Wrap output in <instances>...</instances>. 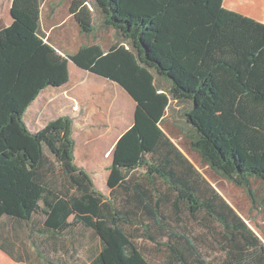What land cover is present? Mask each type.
I'll list each match as a JSON object with an SVG mask.
<instances>
[{
    "label": "trees",
    "instance_id": "1",
    "mask_svg": "<svg viewBox=\"0 0 264 264\" xmlns=\"http://www.w3.org/2000/svg\"><path fill=\"white\" fill-rule=\"evenodd\" d=\"M222 1L74 0L83 33L96 30L93 4L121 40L108 51L88 46L66 56L39 32L43 0L13 1L14 22L0 27V222L13 220L24 232L0 235L1 251L13 258L8 239L27 232L57 243L78 224L100 240L89 264H154L137 243L142 238L165 247L163 264H264V243L213 189L207 198L199 191V173L162 130L175 101L190 126L189 150L203 165L250 195L253 181L264 188V24ZM70 61L120 84L137 104L135 123L113 152L108 196L75 164L72 119L36 133L24 120L46 88L69 82ZM156 77L169 83L168 92ZM163 199L176 216L185 205L193 218H215L225 231L220 255L203 253L190 233L177 230ZM40 213L42 223L35 221ZM46 251L37 249L55 263Z\"/></svg>",
    "mask_w": 264,
    "mask_h": 264
},
{
    "label": "crops",
    "instance_id": "2",
    "mask_svg": "<svg viewBox=\"0 0 264 264\" xmlns=\"http://www.w3.org/2000/svg\"><path fill=\"white\" fill-rule=\"evenodd\" d=\"M13 1L8 21L0 17V27L13 24ZM73 1L54 0L51 3V0H43L42 3L39 32L60 54L74 55L88 46H100L108 51L121 40L116 31L103 24L101 13L93 4L88 6L94 14L96 30L90 34L83 33L71 12ZM222 7L264 24V0H223ZM68 69L69 82L59 88H46L30 106L24 120L29 129L36 133L58 118H71L75 164L90 174L95 185L99 179L103 181L104 187L99 190L108 196L111 192L107 183L113 164V152L120 138L133 127L137 104L120 84L84 70L72 61ZM156 83L160 92L169 91L170 85L164 79L156 77ZM183 113V107L172 101L163 120L162 130L176 146V141H181L183 137L173 133L166 125L171 123L174 114L185 118ZM31 114L34 119L30 120ZM254 233L264 243L263 236ZM29 234H22L18 240L8 239L7 248L14 257L0 250L5 264H89L92 259L89 248H86L87 255L83 252L85 243H79L83 249V255H80L78 251L72 250L79 244L70 242L63 245V251L54 248L56 253L53 252L54 256L51 257L55 263H47L37 252L38 247L43 246L42 239L37 234L34 237H29ZM61 240L55 244L59 245ZM28 246L34 251L32 255L26 254Z\"/></svg>",
    "mask_w": 264,
    "mask_h": 264
},
{
    "label": "rangeland",
    "instance_id": "3",
    "mask_svg": "<svg viewBox=\"0 0 264 264\" xmlns=\"http://www.w3.org/2000/svg\"><path fill=\"white\" fill-rule=\"evenodd\" d=\"M11 1L12 0H0V17L7 21L10 13ZM52 1L54 0H51V3ZM55 1L57 2L58 0ZM32 118L34 119L33 115L31 114L30 120ZM169 127L173 133L183 137L181 141H176V143L184 151L188 160L192 163L200 175L199 182L197 183L199 191L204 193L205 197L207 198L206 190H209L210 188L213 189L221 196L224 201L230 205L233 210H235V212L243 221H245V223L250 225V227H252L256 233L260 234L263 236L262 238H264V188L262 184L260 182L253 181V195H250L243 187L237 186L232 181L225 179L220 174L203 165L197 154L189 150L187 136L190 133V126L187 125L185 118L174 114L172 116L171 123L166 125V128L169 129ZM54 141L56 142V146L58 148H65V144L59 136H56ZM157 185L162 190L164 195H168L169 192L167 185L164 183H157ZM96 186L98 189L103 188L104 182L99 179ZM163 209L166 215L170 217L169 222H171V224L175 226L177 230L190 233L203 253L210 254L211 257L220 255L219 247L220 244L225 243L223 236L225 231L215 218L211 216L209 217L205 212H201L200 214L196 215V218H193L189 215L185 205H181L180 213L178 216H176L174 214L172 203H169L168 199H163ZM43 219L44 217L41 213L35 216V221L38 223H42ZM71 221H73V218H71ZM15 229H18L20 232H24V228H20V226L13 220L4 218L0 222V235L4 236V238L7 237L8 232L12 233ZM139 234L143 235L144 232L140 231ZM152 234L155 236L157 235L155 229H153ZM41 239L43 244L42 248L45 251L49 250L51 256H54V253H56V251H53L54 248L56 250L63 251V245L66 246L65 244L70 242H75L76 244L85 243L84 250L81 249L82 247L80 244L78 247L76 245L75 248H72L73 251H78L80 255H83V252L85 255L88 254L86 252V248H89L90 254L91 252H94L95 249L100 248V240L97 235L92 230L84 228L78 224H75L65 233L61 240L62 242L59 245H56L53 240H49L45 237ZM158 240L160 242H165L167 241V238H158ZM137 243L152 263L163 264L166 261L168 252L164 246H158L157 244H154L145 238L138 240ZM76 248H78V250ZM26 249H28L26 251L27 255H32L34 253L31 247L28 246ZM1 258L2 256L0 254V264H5Z\"/></svg>",
    "mask_w": 264,
    "mask_h": 264
}]
</instances>
